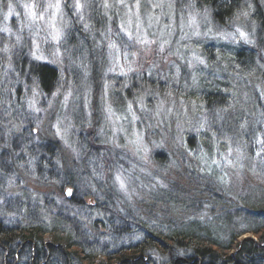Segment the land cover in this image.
Wrapping results in <instances>:
<instances>
[{"label": "rangeland", "instance_id": "rangeland-1", "mask_svg": "<svg viewBox=\"0 0 264 264\" xmlns=\"http://www.w3.org/2000/svg\"><path fill=\"white\" fill-rule=\"evenodd\" d=\"M103 1L108 23L102 37L74 40L68 37L70 15L79 19L84 33L91 30L85 0L1 4L0 167L5 168L0 170V221L10 229L42 222L51 229L58 218L50 216L64 212L74 240L90 237L88 252L101 251V246L113 250L140 240L130 234L140 221L155 231V191L167 189L173 180L180 183L183 169L190 166L198 176H226L228 185L222 189L227 194L219 196L231 204L230 211L243 213L245 201H262L264 147L257 152L256 146L264 143V66L249 53L252 61L247 65L249 59L240 50L257 43L254 6L237 13L229 28L222 29L204 13L180 14L173 0ZM56 4L58 10L49 7ZM115 19L118 41L103 46ZM57 30L58 40L53 39ZM44 65L56 72L47 90L36 76ZM212 89L223 98L208 99ZM84 167L102 184L96 195L101 198L102 192L113 190L109 195L117 205L139 211V217L135 214L128 222L129 234L115 237L117 241L97 239L94 231L72 226L79 213L68 203L73 190L66 186L58 191L68 183L66 175L76 177ZM201 207L193 215L210 222L208 210L214 208ZM105 209L111 210L109 200ZM174 219L179 223L189 218L178 214ZM246 237L258 236L249 233L242 239ZM45 240L51 243L52 235Z\"/></svg>", "mask_w": 264, "mask_h": 264}, {"label": "trees", "instance_id": "trees-1", "mask_svg": "<svg viewBox=\"0 0 264 264\" xmlns=\"http://www.w3.org/2000/svg\"><path fill=\"white\" fill-rule=\"evenodd\" d=\"M5 1L8 2V0H0V7ZM85 2L88 12L84 13L89 15L91 30L84 33L79 19L70 15L68 37L71 40L80 36L92 35L101 38L102 31L108 23L105 18L107 9H104L103 0H85ZM173 3L180 14L188 11L204 13L210 17L213 26L222 29L229 28L237 13L242 11L248 13V6L252 4L255 10L251 19L258 27L257 43L252 49H240L244 50L246 57H243L240 52L238 57L248 58L247 65H249L254 56H258V61L264 66V58H262L264 0H173ZM111 25L109 39L104 40L103 46L118 41L120 31L117 27V20L115 19ZM248 53L252 59L247 57ZM240 64L245 67L243 63L240 62ZM36 76L47 90L55 80V68L48 65L39 66ZM118 86L120 87V84ZM208 96V99L219 96L223 98L216 89H212ZM263 147L264 143L257 144V152H261ZM83 155L86 157L87 154L84 152ZM34 159L36 162L37 158ZM161 162L163 163L164 160ZM39 168L41 171L40 166ZM88 168L84 167L86 171L81 173L80 166L78 177L66 175L65 179L68 183H64L65 185L61 186L58 191L62 193L66 186L73 190V196L68 203L71 208L79 209V213L75 214L76 224L72 226L78 231L80 228L88 232L94 231L98 235L97 239L108 237L114 240L113 238L117 237L118 239L115 238V240H119L126 236L125 234H129L126 233L130 232L126 230L131 226L128 222L133 219L137 211H132L131 207L124 203L117 205L114 196L111 199L109 195V193L113 194V190L111 192L105 190V193H101V198L96 195L97 188L102 184L93 181L91 168ZM194 169L193 166L183 169L184 176L181 177L180 183L173 180L168 184L167 189L155 191L151 208L155 211L156 228L155 231L148 230L147 224L140 221L138 228L130 232L139 237V241L115 247L113 250L109 246H101V251L88 252L87 239L90 237L83 235L85 239L79 238L80 242L74 240L76 239L74 232L73 234L68 233L67 228L71 225L69 220L63 216L64 212V214L50 216L58 218V224L51 229H48L43 222V224H31L26 228L10 229L5 227L3 221H0V264H264V199L253 205H247L244 200L246 210L243 213L239 210L230 211L231 204L225 203L226 200L219 196L222 192L227 194L222 189L223 185H228L224 182L226 176L214 173H208V176H198L199 174L194 172ZM203 171L208 172L207 169ZM80 191L83 194L79 196ZM209 193L212 197L206 195ZM89 198L94 201L93 205ZM107 200H109L110 212L105 209ZM205 204L214 208L208 210L212 218L208 223L204 220L205 218L196 217V213L202 209L201 205ZM66 208L71 210L67 206ZM178 214L188 215L189 219L177 223L174 217ZM88 215H94L96 218L92 219ZM157 215L161 216L157 217ZM215 227L221 229L217 231ZM249 233L257 235V239L250 237L242 239ZM47 234L53 237L51 243L45 240ZM99 255H104L105 259L98 260Z\"/></svg>", "mask_w": 264, "mask_h": 264}, {"label": "snow or ice", "instance_id": "snow-or-ice-1", "mask_svg": "<svg viewBox=\"0 0 264 264\" xmlns=\"http://www.w3.org/2000/svg\"><path fill=\"white\" fill-rule=\"evenodd\" d=\"M25 7H28L27 5H25ZM49 7H54L56 8L57 10L59 9V4H56V5H49ZM12 12H13V9L11 7V5H9V12H8V15H12ZM31 16H32V19L35 20L36 19V15L35 13H31ZM41 19H43V16L40 17ZM60 35H61V32L59 30H57L55 32V34L53 35V39H59L60 38ZM129 37L131 38V33H128ZM243 35V34H242ZM114 47V45H113ZM65 99L67 100V97H65ZM108 111L111 112V108L109 107L108 108ZM117 179H119V177H117ZM121 187L123 188L124 187V183L123 181H121Z\"/></svg>", "mask_w": 264, "mask_h": 264}, {"label": "flooded vegetation", "instance_id": "flooded-vegetation-1", "mask_svg": "<svg viewBox=\"0 0 264 264\" xmlns=\"http://www.w3.org/2000/svg\"><path fill=\"white\" fill-rule=\"evenodd\" d=\"M18 90H20V89H18ZM20 100H21V98L19 97V98H18V101L20 102ZM11 109H13V108H11ZM24 119H26V117H25ZM24 121H25V120H24ZM23 125L25 126L26 124H23ZM26 131H27V130H26ZM26 131H25V132H26ZM24 165H25V167H26V165H27L25 161H24ZM34 166H35V165H34ZM3 168H5V167H3V166L0 167V170H2ZM26 168H28V167H26ZM14 170L16 171L17 168L14 169ZM25 170H26V169H25ZM29 171H31V165H30ZM41 171H42V169H41ZM9 184H10V183H9ZM4 204H7V201H4Z\"/></svg>", "mask_w": 264, "mask_h": 264}, {"label": "water", "instance_id": "water-1", "mask_svg": "<svg viewBox=\"0 0 264 264\" xmlns=\"http://www.w3.org/2000/svg\"><path fill=\"white\" fill-rule=\"evenodd\" d=\"M71 192H72V191L69 189V191H68V196L71 195Z\"/></svg>", "mask_w": 264, "mask_h": 264}]
</instances>
